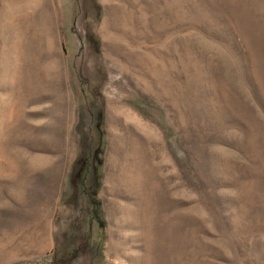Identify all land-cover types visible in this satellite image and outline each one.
I'll return each instance as SVG.
<instances>
[{
    "label": "rangeland",
    "instance_id": "374dc122",
    "mask_svg": "<svg viewBox=\"0 0 264 264\" xmlns=\"http://www.w3.org/2000/svg\"><path fill=\"white\" fill-rule=\"evenodd\" d=\"M0 264H264V0H0Z\"/></svg>",
    "mask_w": 264,
    "mask_h": 264
}]
</instances>
